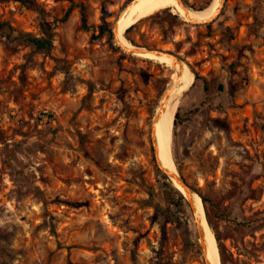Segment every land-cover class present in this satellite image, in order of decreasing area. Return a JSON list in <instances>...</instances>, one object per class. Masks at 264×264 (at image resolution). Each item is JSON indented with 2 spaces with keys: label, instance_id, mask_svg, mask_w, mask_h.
<instances>
[{
  "label": "rangeland",
  "instance_id": "rangeland-1",
  "mask_svg": "<svg viewBox=\"0 0 264 264\" xmlns=\"http://www.w3.org/2000/svg\"><path fill=\"white\" fill-rule=\"evenodd\" d=\"M131 1L0 0V264H206L190 209L163 212L175 186L153 121L173 70L118 46ZM49 32L47 50L27 41ZM123 36L199 76L175 167L207 200L220 264H264V0H225L206 23L163 9Z\"/></svg>",
  "mask_w": 264,
  "mask_h": 264
},
{
  "label": "bare ground",
  "instance_id": "bare-ground-1",
  "mask_svg": "<svg viewBox=\"0 0 264 264\" xmlns=\"http://www.w3.org/2000/svg\"><path fill=\"white\" fill-rule=\"evenodd\" d=\"M221 0H213L212 4L202 10H186L178 0H137L128 14L121 20L116 31V39L125 47L133 45L123 36L133 24L144 17H147L157 11L171 8L174 12H179L186 20L191 19L194 23H205L213 18ZM140 56L156 59L165 63L173 70L169 96L164 102L162 108H158V115L155 119L154 144L156 147V156L160 163L172 171H176L175 163L171 153V137L173 122L177 111L179 99L182 94L191 86L194 81V73L184 64L180 65L174 62L172 57L165 54L157 55L152 52L140 53ZM160 107V106H159ZM182 192L184 189L179 186ZM197 216L201 221L204 232L205 244L207 246V260L210 264H220V256L216 239L209 228L205 210L201 198L195 195Z\"/></svg>",
  "mask_w": 264,
  "mask_h": 264
},
{
  "label": "water",
  "instance_id": "water-1",
  "mask_svg": "<svg viewBox=\"0 0 264 264\" xmlns=\"http://www.w3.org/2000/svg\"><path fill=\"white\" fill-rule=\"evenodd\" d=\"M137 0H132L125 8L124 10L121 12V14L117 17V19L115 20L114 24H113V35L115 37V40L118 44V46H120L122 49H124L126 52L131 53V54H136V55H140V53H146V52H152L154 54L157 55H161V54H165L167 56L172 57V59L174 60V62H178L180 65H183L182 61L176 57L175 55H173L171 52L169 51H163V50H150V49H146V48H142V47H138L133 45V47H125L123 46L117 39H116V31L118 29V25L121 22V20H123V18L128 14V12L131 10L133 4L136 2ZM179 3L186 9L189 10V8L182 2V0H178ZM225 0H221L220 5L218 7V9L216 10V14L213 16V18H215L221 11L223 4H224ZM213 18H211L210 20H207L206 22H210ZM188 20V19H187ZM190 22H193L191 19H189ZM205 22V23H206ZM194 23V22H193ZM170 91L169 89H167L161 99L160 102V108H162V106L164 105L165 100L167 99V97L169 96ZM159 111V110H158ZM158 111H157V115H158ZM157 115L154 118L153 121V126H154V122L155 119L157 117ZM153 142H154V130H153ZM156 150V147H155ZM157 165L159 167V169L162 171V173L167 177L168 180H170L173 185L182 193V195L186 198L188 205H189V209L191 211V214L193 216L194 219V223H195V227H196V231H197V235H198V240L200 243V248L202 250V255L203 258L206 262V264H210L207 260V246L205 244V238H204V232L201 226V221L199 220L198 216H197V208H196V202H195V195L199 196L195 190L193 189V187L191 185H189L186 180L180 175L179 171L176 168V171H172L170 169H168L167 167H164L160 161L157 158ZM179 186H181L185 192H182L179 189ZM200 197V196H199ZM201 198V197H200ZM202 201V199H201ZM203 203V201H202ZM204 207V205H203ZM206 214V213H205Z\"/></svg>",
  "mask_w": 264,
  "mask_h": 264
},
{
  "label": "trees",
  "instance_id": "trees-1",
  "mask_svg": "<svg viewBox=\"0 0 264 264\" xmlns=\"http://www.w3.org/2000/svg\"><path fill=\"white\" fill-rule=\"evenodd\" d=\"M104 25L107 26V23L105 22ZM3 26H4V24L0 22V27H3ZM132 27H133V25L130 28H132ZM27 41L35 49H37L39 51L47 50V49H49L51 47L52 32H49L47 37L28 36ZM198 78H199V76L197 74H195V80L192 83L191 89L196 85V82H197ZM204 90L207 91L206 84H204ZM180 109H181V107L178 106L176 114H175V118H174V133H175V136H176V127L178 126V124L181 123L182 118H183ZM173 157H174V160H175V163H176V166H177L178 170H180V164H179V162L177 160V156H176L175 151H174ZM160 174L162 175L163 178H165V176L161 172H160ZM166 186L168 188V198L170 200H168V206L166 207L165 211H163L164 214L165 215L171 214V205H174V206L178 207L179 210L182 211V212L185 209H189L188 202H187L186 198L182 195V193L177 188L173 187L170 183H166ZM201 199L203 201L204 207L206 208L205 212H206L207 220L209 222L208 224H210L212 226V222H211V219H210V216H209V212H208V209H207V200L203 196H201ZM148 201L152 205V207L156 210L157 214L159 215L160 206L157 203L154 202L152 194H150V198H149Z\"/></svg>",
  "mask_w": 264,
  "mask_h": 264
}]
</instances>
